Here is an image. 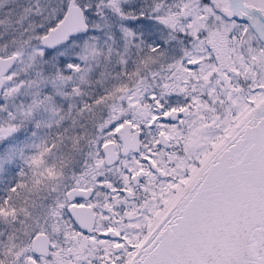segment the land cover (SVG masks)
Wrapping results in <instances>:
<instances>
[{
  "label": "snow or ice",
  "instance_id": "obj_1",
  "mask_svg": "<svg viewBox=\"0 0 264 264\" xmlns=\"http://www.w3.org/2000/svg\"><path fill=\"white\" fill-rule=\"evenodd\" d=\"M0 264H264V0H0Z\"/></svg>",
  "mask_w": 264,
  "mask_h": 264
}]
</instances>
